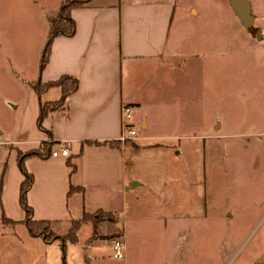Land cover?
Segmentation results:
<instances>
[{
  "label": "crops",
  "instance_id": "crops-1",
  "mask_svg": "<svg viewBox=\"0 0 264 264\" xmlns=\"http://www.w3.org/2000/svg\"><path fill=\"white\" fill-rule=\"evenodd\" d=\"M219 1L91 0L74 8L76 33L55 39L51 60L43 71L41 57L51 20L59 13L63 0H20L25 11L23 27L16 26L13 10L4 8L0 12V73H4L0 76V147L3 151L0 162H7L0 186L1 220L5 216L19 222L17 228L2 234L3 241L8 243L14 241L6 240L9 235L16 237L13 247L23 251V255L15 253L14 261L20 262L23 257L26 264H61L63 261V253L62 261L58 255L52 258L49 255L54 245L61 247L60 242L47 243L28 230L26 239L19 229L26 228L20 223L26 213L19 201L24 175L15 150L26 153L39 149L43 141H54L56 150L66 142L69 156H33L26 160L28 170L35 175L28 194L35 217L70 222L85 213L112 212L115 220L108 218V221L116 225L115 235L121 236L126 244L127 262L124 264H128L132 251L130 235L138 233L143 225L154 223L143 220L146 215H138V205L134 204L138 198L136 188H131L137 182L130 181L131 167L124 146L123 149L96 146L85 141L119 140L124 104L134 107L137 128L144 127L139 138L167 136L156 131L159 121L164 126L171 124L170 115L162 108L177 114L172 124L174 129H183L179 131L183 132L188 123L190 125L191 116H187L184 103L178 107L169 104L170 86L175 83L177 74L188 70L195 62L203 64L206 60L198 44L191 50L185 49L192 44L187 40V30H197L189 23L202 20L201 30H197L201 37L217 32L225 20L231 26L238 22L242 28L230 30H245L253 38L230 0L226 3V15L219 8ZM213 37L216 39L218 35ZM64 74L77 75L80 88L69 97L66 109L45 120L47 132H44L38 127L40 104L60 99L62 90L52 87L39 95L33 84L40 79L56 80ZM152 107H160L153 118L149 115ZM6 108L14 113L11 121ZM2 113L6 117H2ZM70 162L76 165L75 170ZM72 186L83 190L70 194ZM180 216L182 226L186 227L187 215L181 213ZM162 219L165 238L169 240L171 220L168 216ZM93 225L96 230L98 224ZM90 240L70 246L80 245L86 264H96L95 249L99 245ZM101 248L103 250L104 246ZM100 256L106 263L115 261L106 253Z\"/></svg>",
  "mask_w": 264,
  "mask_h": 264
},
{
  "label": "rangeland",
  "instance_id": "rangeland-1",
  "mask_svg": "<svg viewBox=\"0 0 264 264\" xmlns=\"http://www.w3.org/2000/svg\"><path fill=\"white\" fill-rule=\"evenodd\" d=\"M227 1L218 4L224 15ZM251 4L255 23L247 29L253 38L245 30H230L242 28L238 22L231 26L225 20L217 32L201 37L197 30H201L202 20L189 23L197 30H187L192 44L185 49L198 44L206 60L177 74L170 86L169 104L178 107L184 103L190 125L183 132L174 129L177 114L162 108L170 115L171 124L164 126L159 121L156 131L167 133L166 137L139 138L144 129L141 126L137 138L124 144L130 181L137 182L131 188H136L138 215H146L143 220L154 223L130 235L128 264H264V0H251ZM4 8L13 10L16 26H24L20 0H0V12ZM159 108L152 107L149 115L153 118ZM5 111L11 121L14 113L8 108ZM2 117L6 115L2 113ZM6 166L7 162H0V186ZM1 210L0 202V264H26L24 257L20 262L13 260L15 253L23 255L13 247L16 237L9 235L6 240L14 241H3L2 234L18 224L3 225ZM181 213L187 215L186 227L182 226ZM167 216L171 220L169 240L162 219ZM108 218L96 213L84 222L80 241L91 238L92 244L99 245L96 264H124L126 256H113L109 240L116 236V225ZM93 223L98 224L96 230ZM19 229L27 239V228ZM52 248L50 257L58 255L62 261L60 245ZM101 253L115 261L106 263L99 257ZM66 262L86 264L80 245H69Z\"/></svg>",
  "mask_w": 264,
  "mask_h": 264
},
{
  "label": "trees",
  "instance_id": "trees-1",
  "mask_svg": "<svg viewBox=\"0 0 264 264\" xmlns=\"http://www.w3.org/2000/svg\"><path fill=\"white\" fill-rule=\"evenodd\" d=\"M90 1L91 0H63L59 13L51 20L49 37L41 57L42 71L51 60L55 39L63 35L73 36L76 33V21L72 13L74 8L82 7ZM52 87H60L62 90V96L58 100L41 102L38 127L44 132H47L46 127L44 126L45 120L54 115L56 112L64 110L68 107L69 97L76 93L80 88V79L77 75L64 74L56 80L43 81L40 79L33 84V88L39 95L47 92ZM63 107L64 109H62ZM56 143L57 142L54 141H43L39 149L26 152L23 155H18V165L24 175V179L20 186L19 201L22 209L26 213L25 220L20 223H23L29 233L34 237L42 238L47 243L60 242L63 251V261L61 264H67L66 253L68 246L70 244H78L80 242L79 230L82 228L84 222L92 219L94 214L85 213L82 218L72 219L70 222L37 219L34 214V208L28 200L29 191L35 183V175L28 170L26 160L33 156H40L44 158L49 157L52 154ZM85 143L96 146H111L120 149H123L124 146V143L118 139L87 140ZM70 165L73 167V170L77 168L72 162H70ZM76 190H83V188L72 186L70 194ZM98 213H101L103 216H109L110 220H115L112 212L100 211ZM2 223L3 225H7L9 223L18 224L19 222L4 216L2 217ZM66 225H69L67 230L62 231Z\"/></svg>",
  "mask_w": 264,
  "mask_h": 264
},
{
  "label": "built area",
  "instance_id": "built-area-1",
  "mask_svg": "<svg viewBox=\"0 0 264 264\" xmlns=\"http://www.w3.org/2000/svg\"><path fill=\"white\" fill-rule=\"evenodd\" d=\"M139 130L134 121V107L129 104L122 106V133L119 140L122 143H127L131 139L137 138ZM69 147L64 142L58 150H53L52 156L57 157L59 155L69 156ZM111 248L114 251L113 256L116 259L123 258L126 256V244L121 236H114L110 238Z\"/></svg>",
  "mask_w": 264,
  "mask_h": 264
},
{
  "label": "water",
  "instance_id": "water-1",
  "mask_svg": "<svg viewBox=\"0 0 264 264\" xmlns=\"http://www.w3.org/2000/svg\"><path fill=\"white\" fill-rule=\"evenodd\" d=\"M230 3L245 27L252 29L255 23V18L252 13L251 0H230Z\"/></svg>",
  "mask_w": 264,
  "mask_h": 264
}]
</instances>
